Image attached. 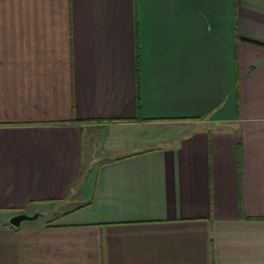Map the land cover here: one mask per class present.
I'll list each match as a JSON object with an SVG mask.
<instances>
[{
  "label": "crops",
  "instance_id": "obj_1",
  "mask_svg": "<svg viewBox=\"0 0 264 264\" xmlns=\"http://www.w3.org/2000/svg\"><path fill=\"white\" fill-rule=\"evenodd\" d=\"M24 212L0 264H264V0H0Z\"/></svg>",
  "mask_w": 264,
  "mask_h": 264
},
{
  "label": "water",
  "instance_id": "obj_2",
  "mask_svg": "<svg viewBox=\"0 0 264 264\" xmlns=\"http://www.w3.org/2000/svg\"><path fill=\"white\" fill-rule=\"evenodd\" d=\"M38 215L39 214H37V213L33 214V215L27 214L25 212L24 213H18V214L13 215L10 218V223L13 226L20 227L24 222L36 219L38 217Z\"/></svg>",
  "mask_w": 264,
  "mask_h": 264
},
{
  "label": "rangeland",
  "instance_id": "obj_3",
  "mask_svg": "<svg viewBox=\"0 0 264 264\" xmlns=\"http://www.w3.org/2000/svg\"><path fill=\"white\" fill-rule=\"evenodd\" d=\"M38 221H43V218H37ZM51 221H55V218L52 219ZM29 222V221H28ZM9 223V215L7 214H0V226L6 225Z\"/></svg>",
  "mask_w": 264,
  "mask_h": 264
},
{
  "label": "trees",
  "instance_id": "obj_4",
  "mask_svg": "<svg viewBox=\"0 0 264 264\" xmlns=\"http://www.w3.org/2000/svg\"><path fill=\"white\" fill-rule=\"evenodd\" d=\"M8 226L11 227V228H15V229L20 228V227L13 226L11 223H8Z\"/></svg>",
  "mask_w": 264,
  "mask_h": 264
}]
</instances>
